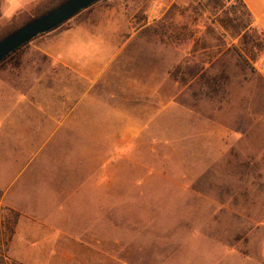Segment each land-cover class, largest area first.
Masks as SVG:
<instances>
[{
  "label": "rangeland",
  "instance_id": "obj_1",
  "mask_svg": "<svg viewBox=\"0 0 264 264\" xmlns=\"http://www.w3.org/2000/svg\"><path fill=\"white\" fill-rule=\"evenodd\" d=\"M48 2L0 0V34ZM163 4L149 111L107 97L82 135L40 120L1 142L0 264H264V38L239 0Z\"/></svg>",
  "mask_w": 264,
  "mask_h": 264
},
{
  "label": "crops",
  "instance_id": "obj_2",
  "mask_svg": "<svg viewBox=\"0 0 264 264\" xmlns=\"http://www.w3.org/2000/svg\"><path fill=\"white\" fill-rule=\"evenodd\" d=\"M240 2L264 38V0ZM166 9L163 0H102L77 23L40 35L31 48L38 55L31 64L36 70L31 72L30 65L24 63L14 74L0 79V144L6 143L8 136H16L25 122L35 125L37 121L39 127L40 120L50 125L61 121L59 127L82 135L88 120L103 118L100 107L107 97H121L115 101L114 113L149 111L152 56L166 53V48L153 45L145 30ZM155 14L159 17L153 19ZM164 72L167 74V69ZM160 84L154 87L159 89Z\"/></svg>",
  "mask_w": 264,
  "mask_h": 264
},
{
  "label": "water",
  "instance_id": "obj_3",
  "mask_svg": "<svg viewBox=\"0 0 264 264\" xmlns=\"http://www.w3.org/2000/svg\"><path fill=\"white\" fill-rule=\"evenodd\" d=\"M101 0H67L0 40V62L36 37L49 33Z\"/></svg>",
  "mask_w": 264,
  "mask_h": 264
},
{
  "label": "trees",
  "instance_id": "obj_4",
  "mask_svg": "<svg viewBox=\"0 0 264 264\" xmlns=\"http://www.w3.org/2000/svg\"><path fill=\"white\" fill-rule=\"evenodd\" d=\"M65 1H67V0H49L48 3H46V4L42 5L41 7H39L37 12L33 16H31L29 19L24 21L21 25L15 27L14 29H12V30H10V31H8L6 33L0 34V40H2L6 36H8L12 32H14L15 30H17L22 25L32 21L33 19H36V18L44 15L45 13L49 12L50 10L54 9L55 7H57L60 4L64 3ZM239 2H240V0H239ZM240 4H241L242 8L244 9V11L247 13L249 19L251 20V17L249 15V13L247 12V10L245 9V7L242 5L241 2H240ZM60 27H62V25L59 26L56 29H59ZM56 29H54V30H56ZM27 44L23 45L22 47H20L19 49H17L13 53H11L9 56H7L5 59H3L0 62V68L5 66L6 64H9V63H11V66H13L14 68H18L20 66V61H21L20 60L21 59L20 58V54H21L22 50L26 47ZM177 73H178V70H175L172 75L173 76H177ZM9 233H10V237H11V235L13 234V230L9 229Z\"/></svg>",
  "mask_w": 264,
  "mask_h": 264
}]
</instances>
